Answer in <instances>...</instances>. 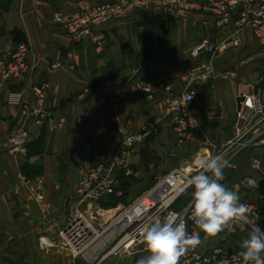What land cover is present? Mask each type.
<instances>
[{"label":"crops","instance_id":"obj_1","mask_svg":"<svg viewBox=\"0 0 264 264\" xmlns=\"http://www.w3.org/2000/svg\"><path fill=\"white\" fill-rule=\"evenodd\" d=\"M77 1L0 0V55L25 43L31 68L12 82L0 81V264H84L61 249L57 235L73 207L79 171L110 159L120 137L116 131L134 134L155 124L149 147L158 146L171 129L160 121L167 89H184L180 77L207 58L204 40L219 43L233 33L232 27H216L200 10L178 13L159 5L126 4L121 17L103 27L104 47L96 50L90 43L73 44L61 26ZM238 40L218 54L212 79L195 86L192 113L207 133L210 155L234 137L236 99L252 95L264 101V48L249 28L238 33ZM138 83L148 85L149 92L135 88ZM41 85L47 86L45 117L37 125L21 115L10 93L31 104L32 88ZM20 127L29 132L24 157L7 149L9 133ZM136 151L131 165L140 157ZM254 157L264 162V145L241 150L232 158L236 171L225 169V174L237 179L253 174ZM236 181L227 187L257 208L255 223L264 229V184L238 191ZM237 232L205 236L203 242L236 254L231 241ZM40 237L49 241L43 249ZM237 241L240 245L242 239ZM146 255L140 247L123 260L103 264H136Z\"/></svg>","mask_w":264,"mask_h":264},{"label":"built area","instance_id":"obj_2","mask_svg":"<svg viewBox=\"0 0 264 264\" xmlns=\"http://www.w3.org/2000/svg\"><path fill=\"white\" fill-rule=\"evenodd\" d=\"M197 1L119 0L90 5L84 0H78L71 15L61 22L63 31L73 44L90 43L96 50L104 47L103 27L121 17L126 4L136 8L159 5L178 13L200 10L214 19L216 27H232L233 33L225 41H203L207 58L180 77L184 83L181 92L175 93L167 89L160 121L170 126L178 144H184L190 137L202 134L200 124L192 113L196 98L195 86L208 83L212 79L218 54L227 48L229 42L237 45L238 33L245 28L251 29L256 42L264 48V0H201L200 4ZM29 53V46L21 43L11 51L1 54L0 81L8 83L28 74L31 70L28 64ZM69 57L75 62L78 60L72 53ZM46 88L45 85L32 88L34 101L31 104L22 102L18 93H10V100L20 107L21 115L37 125H41L45 117ZM135 88L149 92V86L142 83L136 84ZM118 100L114 99L113 102L117 103ZM235 118L233 139L224 150L216 154L224 157L227 161L226 169L233 172L236 171V166L232 163V158L237 153L248 147L264 145V101L252 95L243 96ZM63 122L61 120L60 125ZM154 130L155 124L143 125L134 134L114 132L113 134L120 137L110 159L79 171L73 207L68 213L65 225L57 232L59 246L71 259H79L84 264H103L113 258L123 260L140 247L145 249L141 229L153 218L164 220L178 215L185 220L190 234L199 230L191 218V189L188 188L183 193L179 191L182 178L186 179L199 171L193 167L194 160L160 176L151 187L117 211V208L101 206L106 198L120 196L116 192V172L128 169L133 152L154 136ZM28 143L29 132L25 127L12 130L7 140L8 152L13 156L24 157ZM250 168L253 174L240 177L234 185L235 190H251L264 184V162L259 157H254L250 161ZM247 205L249 220L255 223L258 210L250 204ZM233 230L246 229L239 224H233L217 234ZM200 235L201 244L182 256L179 264H241L239 255L228 253L218 245L205 244L203 240L206 235L202 232ZM48 242L46 237H40V249L46 247Z\"/></svg>","mask_w":264,"mask_h":264},{"label":"clouds","instance_id":"obj_3","mask_svg":"<svg viewBox=\"0 0 264 264\" xmlns=\"http://www.w3.org/2000/svg\"><path fill=\"white\" fill-rule=\"evenodd\" d=\"M193 167L199 171L182 178L179 191L191 189V218L199 230L190 234L178 215L153 218L141 229L147 255L136 264H179L182 256L201 244V232L215 236L233 224L246 229L240 243L241 264H264V229L250 222L248 205L223 183L227 161L221 155L200 156Z\"/></svg>","mask_w":264,"mask_h":264},{"label":"rangeland","instance_id":"obj_4","mask_svg":"<svg viewBox=\"0 0 264 264\" xmlns=\"http://www.w3.org/2000/svg\"><path fill=\"white\" fill-rule=\"evenodd\" d=\"M2 6L4 7L5 3H3ZM170 132H172L171 129L165 133L163 141H161L158 146L151 143L152 147H149L150 139L153 138L152 141H154V138H156L153 136L137 147L135 155L140 156L138 161L132 165L130 164L127 170L116 172V192L120 193V196L107 199V201L101 205L103 208H117V211L121 207L128 205L131 200L151 187L160 176L168 173L173 168L183 166L185 163H190L197 157L211 154L210 151L213 148H210L206 141L208 139L207 133L203 132L198 136L190 137L184 144H178L174 136H171ZM219 150L222 151L223 149L221 150V147H217L213 155H216ZM249 152H252V149H250ZM130 162L133 163L131 159ZM237 177L236 174L230 175L226 173L223 183L229 186L230 183L236 181ZM186 199L187 198H183V200ZM238 231L239 232L233 235V240L231 241V248L237 255L241 249L238 241H235L238 238L243 239L246 235V230ZM110 260L116 261L117 258Z\"/></svg>","mask_w":264,"mask_h":264},{"label":"water","instance_id":"obj_5","mask_svg":"<svg viewBox=\"0 0 264 264\" xmlns=\"http://www.w3.org/2000/svg\"><path fill=\"white\" fill-rule=\"evenodd\" d=\"M242 100H243V97H238V98L236 99L237 110L239 109V106H240V103L242 102ZM256 118H258V116L255 117L254 120H255Z\"/></svg>","mask_w":264,"mask_h":264},{"label":"trees","instance_id":"obj_6","mask_svg":"<svg viewBox=\"0 0 264 264\" xmlns=\"http://www.w3.org/2000/svg\"><path fill=\"white\" fill-rule=\"evenodd\" d=\"M112 197H114V196H110V197L106 198V200H105L104 202H106L107 199H110V198H112ZM104 202H102L101 205H103Z\"/></svg>","mask_w":264,"mask_h":264}]
</instances>
